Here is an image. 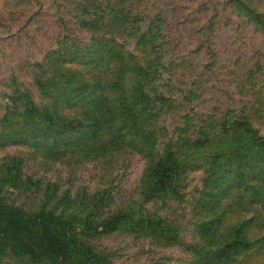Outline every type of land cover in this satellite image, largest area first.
<instances>
[{"label": "rangeland", "instance_id": "1", "mask_svg": "<svg viewBox=\"0 0 264 264\" xmlns=\"http://www.w3.org/2000/svg\"><path fill=\"white\" fill-rule=\"evenodd\" d=\"M138 33L139 54L152 70L143 88L153 148L173 146L184 166L176 192L153 198L143 181L151 155L136 144L83 150L85 131L52 140L16 134L32 124L25 116L32 100L47 104L58 93L70 73L61 63L87 71V60L77 63L61 50L102 37L124 43L129 34H136L127 41L134 46ZM66 107L84 109L75 101ZM254 136L264 141V0H0V167L14 163L19 186L27 184L4 196L32 211L58 198L60 208L90 220L123 212L128 219L119 229L86 237L110 264L198 259L214 204L222 233L245 223L264 236V206L252 202L248 176L238 177L250 173ZM237 146L247 152L243 159L226 158ZM219 191L226 193L218 203ZM237 259L264 264V246ZM0 264L51 262L0 252Z\"/></svg>", "mask_w": 264, "mask_h": 264}, {"label": "trees", "instance_id": "2", "mask_svg": "<svg viewBox=\"0 0 264 264\" xmlns=\"http://www.w3.org/2000/svg\"><path fill=\"white\" fill-rule=\"evenodd\" d=\"M132 35L136 36H126L128 42ZM137 37L134 46L127 45V41L122 43L114 38L102 37L83 47L61 50V55L72 56L71 59L78 60L77 63L87 60V71L73 73L61 63L60 68L70 73L58 93L47 104L40 105L30 100L32 107L26 108L25 116L32 119V124L16 134L52 140L85 131L83 150L89 145L99 151L141 147L151 155L143 181L146 196L153 198L176 192L175 184L184 173V166L173 146L167 145L162 153L155 152L153 148V134L147 126L150 119L147 93L143 88V81L150 77L152 70L141 59L139 33ZM39 85L43 89L48 87L42 80ZM73 101L75 104L82 102L84 109L81 113L67 111V104L71 105ZM251 142L256 147L253 154H247L253 159L250 173L239 170L238 177L242 181L244 175L248 176L255 186L252 202L264 206V153L261 154L264 141L254 136ZM239 146L225 157L243 159L247 152L241 151ZM18 172L14 163L0 167V252L27 258L34 263L45 259L51 264H110L109 257L87 242L86 237L91 232L101 235L117 230L128 216L119 211L90 220L82 210L76 213L60 208L58 198L55 205H44L36 211L7 202L4 196L6 188L12 186L19 192L27 185L23 182L19 186L22 178ZM225 191L213 194L218 203ZM214 206L210 220L204 223V226H209L207 240L202 245L205 252L189 264H227L233 260L248 264L239 262L237 258L260 245L264 246V236H253L245 223L222 233L216 226L220 214L216 213L217 207ZM94 209L89 208V212L93 214ZM220 237L222 240L219 241ZM207 258L208 262L201 263ZM238 263L233 261L231 264Z\"/></svg>", "mask_w": 264, "mask_h": 264}]
</instances>
